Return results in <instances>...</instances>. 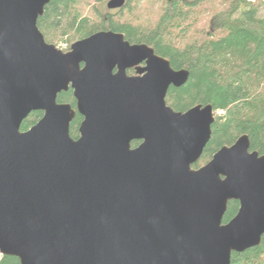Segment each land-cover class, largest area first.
<instances>
[{
  "label": "water",
  "instance_id": "water-1",
  "mask_svg": "<svg viewBox=\"0 0 264 264\" xmlns=\"http://www.w3.org/2000/svg\"><path fill=\"white\" fill-rule=\"evenodd\" d=\"M49 1L0 0V254L20 264H230L259 245L264 154L248 135L193 168L215 116L211 104L166 103L188 70L113 31L63 51L37 26ZM69 88L75 107L57 101ZM32 111L41 118L20 130ZM231 200L237 212L223 222Z\"/></svg>",
  "mask_w": 264,
  "mask_h": 264
},
{
  "label": "trees",
  "instance_id": "trees-1",
  "mask_svg": "<svg viewBox=\"0 0 264 264\" xmlns=\"http://www.w3.org/2000/svg\"><path fill=\"white\" fill-rule=\"evenodd\" d=\"M82 1L50 0L46 4L37 20L45 41L55 43L53 36L59 35L70 44L109 28L123 32L130 43L153 47L174 68L187 69V81L168 88L166 103L182 112L196 104H211L215 116L210 139L194 167L205 164L219 148L231 145L242 134L248 135L250 150L264 154V0H163L166 8L145 28L96 14L98 22H94L82 15ZM202 13L209 19L199 27ZM57 101L75 107L72 89L61 91ZM41 116L42 111H32L20 130L29 129ZM81 119L76 112L70 123L72 138L78 135ZM237 209L238 202L229 201L222 221L231 219ZM0 264L20 262L15 256L2 255ZM230 264H264V235L259 245L232 252Z\"/></svg>",
  "mask_w": 264,
  "mask_h": 264
},
{
  "label": "rangeland",
  "instance_id": "rangeland-1",
  "mask_svg": "<svg viewBox=\"0 0 264 264\" xmlns=\"http://www.w3.org/2000/svg\"><path fill=\"white\" fill-rule=\"evenodd\" d=\"M106 1L107 0H83L81 2L82 15L89 17L94 22H98L96 16L98 12L103 15L111 12L112 20L114 21L118 20L125 24H142L141 27L145 28L146 25H153L161 12L166 8L163 0H129L127 8L123 9L122 12L116 16H113L115 11L106 8ZM203 5L204 4L198 5V7L201 8ZM204 14L205 13H202V15L199 16L197 22L199 27L206 24L209 19V16ZM53 40L55 41L53 44L62 50L69 47V45L74 42L73 41L69 44L65 42V39H60L59 35L53 36ZM217 113L222 114L223 112L218 111Z\"/></svg>",
  "mask_w": 264,
  "mask_h": 264
},
{
  "label": "flooded vegetation",
  "instance_id": "flooded-vegetation-1",
  "mask_svg": "<svg viewBox=\"0 0 264 264\" xmlns=\"http://www.w3.org/2000/svg\"><path fill=\"white\" fill-rule=\"evenodd\" d=\"M108 1V0H107ZM107 1H106V3H107ZM127 1V0H126ZM126 4V3H125ZM125 4L123 5V7H121V8H117V9H108L107 8V6H106V8L108 9V10H111V11H115L114 12V15L113 16H116L117 14H119L120 12H122V10H123V8L125 7ZM106 5V4H105ZM125 9V8H124ZM112 15V13L111 12H108V13H106V14H101V13H97V16H100V17H102V18H104V19H106L108 16L109 17H112L111 16ZM100 31H113V32H119V33H123V32H121V31H117V30H112V29H109V28H107V29H99V30H97V31H95V32H93V33H96V32H100ZM93 33H91V34H93ZM124 34V33H123ZM90 35V34H89ZM86 37V36H85ZM85 37H82V38H85ZM82 38H80V39H82ZM124 38L128 41V39L125 37V34H124ZM77 40H79V39H77ZM75 42V41H74ZM48 43V42H47ZM51 44H53V43H51ZM72 44V43H71ZM70 44V45H71ZM70 45H69V47H66V48H64L63 49V51H67V50H69V48H70ZM156 54H158V53H156ZM158 55H160V56H162V57H165V58H167L168 59V57H166V56H164V55H161V54H158ZM169 60V59H168ZM82 65V64H81ZM146 66V61L145 60H143V61H141V62H139L138 64H136V65H134V66H131V67H129V68H126V70H125V72H126V74L128 75V76H133V75H136L137 74V70H139V69H141V68H143V67H145ZM170 66L173 68V69H176V68H174L171 64H170ZM178 69H181V68H178ZM177 70V69H176ZM117 72V67H115L113 70H112V73L113 74H115ZM82 117V116H81ZM82 120V119H81ZM81 122V121H80ZM80 124V123H79ZM79 126V125H78ZM77 131H78V127H77ZM78 136H79V132H78V135H77V137H75L74 139H76V138H78ZM133 141H138V143L136 144V145H132V142ZM132 142H131V147H135V146H137L139 143H140V140H133ZM200 159V158H199ZM199 159H198V161H199ZM197 161V162H198ZM197 162L196 163H194V164H192V167L193 168H198V167H200V166H202V165H204V163L203 164H199L198 165V167H194L193 165H195V164H197Z\"/></svg>",
  "mask_w": 264,
  "mask_h": 264
},
{
  "label": "built area",
  "instance_id": "built-area-1",
  "mask_svg": "<svg viewBox=\"0 0 264 264\" xmlns=\"http://www.w3.org/2000/svg\"><path fill=\"white\" fill-rule=\"evenodd\" d=\"M2 256V254H0V257Z\"/></svg>",
  "mask_w": 264,
  "mask_h": 264
}]
</instances>
